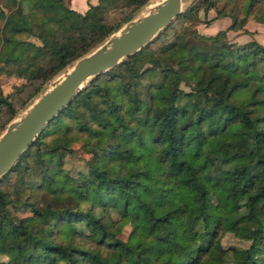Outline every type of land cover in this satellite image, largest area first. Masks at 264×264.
Here are the masks:
<instances>
[{
    "label": "trees",
    "instance_id": "1",
    "mask_svg": "<svg viewBox=\"0 0 264 264\" xmlns=\"http://www.w3.org/2000/svg\"><path fill=\"white\" fill-rule=\"evenodd\" d=\"M145 1L96 0L78 11L65 0H33L29 9L0 0V69L40 85L117 26L105 21L106 9L125 6L127 19ZM199 8L230 18L210 37L217 50L199 51L184 28L176 43L147 50V73L159 78L143 91L126 56L92 75L12 162L14 172L27 170L28 155L45 164L30 184L46 195L22 199L28 213L18 216L0 186V251L8 235L17 238L0 264H264V44L222 41L226 29L247 32L250 16L264 23V0H199L168 23ZM1 104L8 120L15 108L0 93ZM74 140L89 151L77 177L59 164ZM65 191L73 206L50 199ZM206 205L216 209L210 224ZM67 222L83 227L63 231ZM224 231L245 244L223 246Z\"/></svg>",
    "mask_w": 264,
    "mask_h": 264
},
{
    "label": "rangeland",
    "instance_id": "2",
    "mask_svg": "<svg viewBox=\"0 0 264 264\" xmlns=\"http://www.w3.org/2000/svg\"><path fill=\"white\" fill-rule=\"evenodd\" d=\"M20 1L24 9H29L33 3V0H20ZM151 1L153 0H146L141 6L133 10L130 13V15L131 16L135 15L139 10L142 9V7L145 4ZM65 3L68 5V0H65ZM198 3H199V0H182V5L180 9L182 10L188 4L195 5ZM212 9L215 12V9L214 8ZM204 11L206 10L199 8L195 17L188 16V18L185 17L183 20L173 19L171 23H168V25L165 28L161 27L162 29L161 28L159 29L160 32H157L147 42V45L145 47H143L142 49L140 48L134 53L127 55L128 62H130L131 66L135 68L136 70H138V72L141 74L140 81L136 85L137 89L143 91L145 89V86L148 83L155 82L159 78L158 74H156V71H150L149 73H147V70L150 69V65L146 61L147 50L148 49L163 50L168 44L176 43V41H178L180 37L183 36L184 28H186L185 30H187L191 34L192 39L198 43V46H200V48L198 49L199 51H202L203 53H207V52H213L218 49L220 42L216 41L215 39L213 40L210 38L211 35H213L217 30L214 31L213 33H203V31H200L201 24L203 22H206L209 17V15H207L208 13ZM127 12L128 10H127V7L125 6L111 7L104 11V19L109 24L118 23L116 26L118 27L123 21L126 20L124 19V16L127 14ZM248 19L255 20V18L251 16ZM249 27H251V25ZM250 39L255 41V39L252 37L244 41L242 40L238 41L235 38H233V36L231 37V35L225 33V37L223 38L222 41H224L229 46H232V48H234L238 44L244 43L245 41L250 40ZM262 44H264V42ZM125 57L126 56L121 58V60L118 63H120ZM185 61L186 59L185 57H183L181 61L178 63L177 70H179L180 65L181 67L184 65ZM262 63L263 61L258 62V66L262 67L263 66ZM62 69H60L58 72H60ZM116 72H118V74L120 75L126 76L125 72H120L119 70ZM113 74L118 76L115 73V70ZM50 79L39 85L38 79L27 80V79H24L23 77L15 76L14 74L6 73L2 71V69H0V93L4 95L6 99H8L11 102L12 106L15 108L13 115L9 119L14 117L25 106H27L48 85ZM180 86L182 88H186V86L183 84H180ZM143 95L145 98H149L148 95L144 92H143ZM161 114L163 113L160 112L158 115H160L161 117L162 116ZM7 116H8V113L5 110V106L1 104L0 105V131L3 129L6 122L9 120V119L7 120ZM69 144H70L69 147L72 150L71 151L65 150L66 152L64 151V153H62V157L60 158L61 163L59 164L61 165L62 170L67 172L66 174H68L69 176L77 177L76 174L78 172H83L86 170L84 161L87 155H89L88 153L89 151L84 150V148L81 146V142L78 140L71 141ZM26 163H27L26 171L24 170V168H21V167H19L21 168L20 171H16V172H14V170L8 169L7 171H5V172H8V175L5 177L3 181L0 182V186L3 187L8 192V195L11 199V203H10L11 212H13L14 214L18 216H23L28 213V210L26 209L24 204L21 202L22 199L25 198L29 200V198H31L33 200L36 199L37 202H40L41 200L44 199V196L46 195V193H43L44 191H41L40 189L36 193H34L33 186L35 185H32L31 187V184H30V180L33 179L34 176L40 177L41 169L43 166H46V165L43 164L42 166L40 165L35 166L36 165L35 159L31 157L30 155L27 156ZM180 175L184 176V172L182 171ZM90 198L93 199L94 201L95 200L100 201L101 199H103V195L93 194V195H90ZM210 198H211V201L215 200L213 196H211ZM219 198L222 201V204L227 205L230 203V201L227 200L226 196L224 195L223 191H220ZM50 199H52V201H54V203L58 206H63V205L73 206L76 201L74 197L71 194H69L67 191L60 192L57 194L53 193V196ZM87 204L88 203L84 202L83 200L80 202L79 206L82 208H85ZM109 214L113 216L114 215L113 210H110ZM203 214H204L206 222L210 224L216 218V209L211 206L206 205L203 209ZM82 227H83V224L81 222H78V223L67 222L66 224L63 225V231L71 230L72 228L79 229ZM16 241H17V238L14 235H8L4 239L2 243V250L0 251V262H4L7 259V257L14 252ZM220 242L223 246H228V245L240 246V245L245 244L244 241L237 238L236 236H234L232 233L228 231H224L221 233ZM167 264H177V262H175V260H170L167 262Z\"/></svg>",
    "mask_w": 264,
    "mask_h": 264
},
{
    "label": "water",
    "instance_id": "3",
    "mask_svg": "<svg viewBox=\"0 0 264 264\" xmlns=\"http://www.w3.org/2000/svg\"><path fill=\"white\" fill-rule=\"evenodd\" d=\"M182 0H153L77 56L0 131V175L9 169L39 131L96 73L118 63L147 43L181 9Z\"/></svg>",
    "mask_w": 264,
    "mask_h": 264
},
{
    "label": "crops",
    "instance_id": "4",
    "mask_svg": "<svg viewBox=\"0 0 264 264\" xmlns=\"http://www.w3.org/2000/svg\"><path fill=\"white\" fill-rule=\"evenodd\" d=\"M96 0H68V6L78 10L82 11L87 7L89 3H95ZM208 13L209 15L206 22H203L200 27V31H203V33H213L214 31L218 29L225 28L229 22L230 18L228 16H214L215 12L212 8L206 9L204 11ZM251 25V27H249ZM244 27L248 30L247 32H243L240 29H226L225 33L233 36L236 40L244 41L249 38H254L256 41L263 43L264 42V24L259 23L253 19H248Z\"/></svg>",
    "mask_w": 264,
    "mask_h": 264
}]
</instances>
